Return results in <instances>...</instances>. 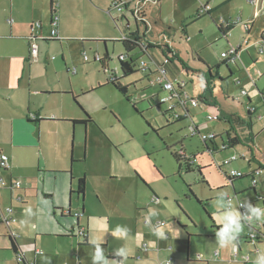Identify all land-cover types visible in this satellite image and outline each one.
Returning <instances> with one entry per match:
<instances>
[{
  "label": "rangeland",
  "instance_id": "374dc122",
  "mask_svg": "<svg viewBox=\"0 0 264 264\" xmlns=\"http://www.w3.org/2000/svg\"><path fill=\"white\" fill-rule=\"evenodd\" d=\"M8 1L0 0L5 4ZM18 1L21 9L30 15L32 0H16ZM55 1L63 6L62 10L66 5L69 7V12L78 22L77 31L85 36L60 42L39 41L40 49H48L49 56H55L53 61L60 65L59 72L67 73L61 59V54L64 53L71 78L76 79L75 68L79 74L87 72L94 76L98 72L102 73L100 63L93 61L92 56L96 52L103 55L105 43L100 41L83 44L82 38L107 39L110 60L105 76L109 77L110 72L118 70V57L125 53L123 44L118 40L127 32V27L126 21L117 17V10H113L111 15L108 13L111 8L110 0ZM148 1L149 4L146 3L144 9L148 11L149 29L152 31L149 37L153 40H150L161 45L168 42L179 54V60L175 57L168 58L173 61L172 65H166L168 78L185 83L186 93L199 98L206 86L202 72L206 73L209 66L216 104L199 102L198 106L190 107V117L177 121L173 113L167 112L171 102H162V98L170 92L161 89L158 83L151 87V81L157 80L156 75L153 74L148 79L140 71L122 79V83L128 86L130 100L111 85L84 94L81 101L90 109L92 114L88 113L93 122L70 124L69 129L65 128L69 130V150L73 144L75 160L70 165V150L66 163L59 165L63 168L59 170V176L67 181L66 202L69 200V171L72 167L76 177L73 188L76 189L78 176L85 175L87 182L81 223L90 224L88 232L93 240H99L94 243H99L108 264H119V261L122 264H161L168 258L172 259L173 264H254L256 257L264 253V242L247 244L241 238L240 248H236V240L226 247H220L216 236L217 227L220 226L219 213L213 202L219 192H226L228 196L234 197L233 206L238 208V200L224 172L237 169L249 174L260 167L254 161L249 164L251 153L244 144L221 150L222 141L227 139V132L231 133L229 123L223 118L209 120L208 115L224 112L249 120L247 107H250L251 130L255 136L251 146L258 161L264 166V53H258L255 47L264 24V14L259 13L264 0ZM49 2L50 0H43L39 13L44 25L43 34L46 36L50 35ZM207 2L211 7L208 11L210 14H201L199 9ZM4 12L5 9H0V19L4 18L7 23L9 14L4 17ZM116 17L119 18L117 23L114 20ZM127 17L129 28L135 30L138 26L135 20L130 14ZM65 20L70 21L69 18ZM62 22L63 14L60 23ZM220 23L224 26L232 24L233 28L224 35L218 29ZM34 26L36 31L37 22ZM139 28L143 32V26L140 25ZM238 45L243 47L241 59L237 63L229 60L228 65L223 63L221 52ZM84 53L90 56L89 62L85 60ZM151 54L159 61L165 58L159 48L152 49ZM138 56H141L138 61L150 63L148 55L140 54L139 51L132 53L133 58ZM242 90L247 95H243ZM81 101L77 104L73 100V103L78 107L82 106ZM176 111L182 110L176 107ZM194 125L199 127L201 134H217L218 138L214 142L205 143L200 135L192 136L191 129ZM55 130L56 127H49L51 136ZM237 133L242 138L246 137L249 134L247 126L238 127ZM181 149L188 157H196V166L202 168V175L197 167L193 171H187L184 161L180 167L177 165L172 153ZM234 154L244 156L245 159L239 158L230 165L223 166V161ZM42 170L34 169L24 176L18 166L8 171L0 168V183L2 180L9 183L11 179L23 182L30 195L24 197V202L29 204L31 218H36L41 211L39 201H44L42 192L54 189L51 175ZM261 170L262 173L256 177V191L264 194V170ZM242 179L244 180L240 181ZM189 186L202 203L190 196ZM235 186L236 189L247 188L246 197H243L246 200L255 198L256 193L249 176L238 178ZM153 192L161 201L156 209L151 202ZM19 195H24L23 189L11 191L0 185V210L5 212L11 204L17 208L27 205L20 203ZM72 197L74 215L78 202L76 194ZM80 203L82 204L81 200ZM255 204L264 209L262 199H255ZM147 219L164 220L165 228L169 229L168 237L161 238L152 232ZM117 226L127 228V235H114ZM20 239L21 237L19 241ZM31 242L33 244L34 240ZM145 245L148 251L143 250ZM122 247L127 249V257L116 256V250ZM87 251L88 248L82 252L83 258ZM89 251L93 257L95 247H91ZM216 251L219 258L214 260L211 256Z\"/></svg>",
  "mask_w": 264,
  "mask_h": 264
},
{
  "label": "crops",
  "instance_id": "0c3cea01",
  "mask_svg": "<svg viewBox=\"0 0 264 264\" xmlns=\"http://www.w3.org/2000/svg\"><path fill=\"white\" fill-rule=\"evenodd\" d=\"M44 1L47 2L48 0ZM111 1L112 0H110V2ZM42 2L43 0L31 1L29 6L31 12L30 15H27L21 9V4L19 1L16 2V0H9L6 4L4 2H0V9H5L3 16L6 17V15L9 14L7 23H5L4 18L0 19V153H3L9 157V163L12 166H10L8 169H3L8 171L9 169H15V167L18 166V168L23 172L24 176L29 175V171L34 169H43L51 175V178L54 181V189L45 190L42 192L44 201H39L41 204V211L36 218L29 217V211H25L26 209H29V204L24 202V197L27 198L30 197V195L25 190L26 188H24L25 186L23 184L21 189L24 190V195H19L18 198L21 197V199L18 200L21 204L27 205L17 208L11 204L10 207L14 209L13 215L15 216L16 221L12 222L9 226L0 222V264H92V257L89 251L91 246L82 245L84 244V239L79 235L78 230L80 228L84 229L85 234L87 235L88 243L96 244L94 242L99 240H93L91 238L88 232V227L90 225L89 223H81V217L84 214V198L82 200L78 194H76L78 202L76 206L77 208L74 212V215H72L73 211L71 200L74 194L70 193V189L73 188V180L71 177L72 175L74 176V174L71 167L69 171L70 181L68 186L69 200L66 202L65 195L67 181L63 177L59 176V170L63 169L59 165L66 163L68 152H70V150V165L74 164L72 163V159L74 160L72 150L73 144L69 150V130L67 131L65 128L69 129L68 126L70 124H81V122L73 123L71 121L82 120L86 118L83 111L90 115L88 113H91L90 109L84 102L81 101L84 94L90 93L94 90H99L102 87L108 85L106 83L107 78H109L113 72L116 73L117 69L112 71V73L110 72L108 77L105 76V71L102 69V73L98 72L97 75L91 76L87 72H81L79 74L78 69L75 68L74 75H76V79H73L68 74L69 69L67 68L65 54H61V59L63 61L61 62L65 65L67 73L59 72L60 65H58V62L53 61L55 60L54 55L49 56L48 49H40L39 41H42L40 39L36 40L38 43L39 52L37 58L35 59L31 55L30 40L28 37L32 33L34 37L39 35L46 39L50 38V35L46 36L43 34L44 25L42 20H40L41 16L39 15L41 9L40 4ZM50 3L51 0L48 5L51 19ZM147 4H149L148 0ZM53 7L60 16L58 25V34L60 39L69 40L70 38L80 39V37H85L83 34L77 31L78 22L69 12V7L67 5L64 6V10H62L63 6H61L59 2L54 3ZM208 11L209 10L205 11L204 13L210 14ZM259 13L264 14V3L263 8ZM62 14L64 22L60 23ZM128 14V12H125L126 16H128ZM146 14L148 19L147 10ZM117 17L123 20L120 15ZM65 18H69L70 21L65 20ZM36 22L41 23V27L38 28L37 26V30L35 31L34 24ZM232 28L233 25L231 24L227 29L230 31ZM246 29L249 31L248 26ZM128 31L134 30L127 28V32ZM151 32V30L147 32L148 40L152 39L149 37ZM184 32H186V30H184ZM263 32L264 24L259 32V39L255 46L258 53V44ZM187 39H189L188 36ZM162 44L168 45L173 50L171 54L172 56H169V58L173 59L175 57L178 60L180 59L179 54L174 50L173 46H170L168 42ZM154 45H161V43ZM237 47L239 49V56L234 60L231 59L235 63L241 59V52L243 51L242 45H238ZM157 49L158 47L155 48V50ZM223 52L225 51L221 52V57ZM161 53H163L162 50ZM90 60H88V62ZM92 60L95 61L93 56ZM226 60V65H228L229 58L222 57V61ZM157 62L162 61L157 60ZM172 64L173 61L169 60L167 62L168 66ZM151 68L155 72L153 74L156 75L155 78L157 79V67L153 68L152 66ZM153 74H150L149 78H152ZM185 85L186 84L183 83V86ZM152 86L153 85H151V87ZM75 97L76 100L81 101L82 103V106H78L79 108L76 107L75 103H73ZM213 104L216 103L212 102L210 105ZM90 117L92 118L91 115ZM49 127L57 128L54 135L52 136L50 134ZM241 158L245 159L244 156ZM83 160H85V158ZM220 167L222 168V166ZM259 169H261V167ZM243 180L244 179L240 181ZM12 181L14 180L11 179L9 183L6 182L8 185H2L1 183L0 185L3 187H8L11 191H14L15 188L13 189L9 187V184ZM235 182L236 181L231 182L230 184L232 185L234 196L238 201L240 200L255 203V199L257 200L260 199L261 196H264V194L258 193L254 199L251 198L246 200L243 197H246L245 190H247V188L242 187L236 189ZM256 186L257 185H255V188ZM155 196L158 197V201L154 200L153 198L151 202L155 205L154 208L156 209V207L161 204V201L160 197L153 192L152 197ZM80 200L82 201V204L80 203ZM140 207L143 206L140 205ZM69 208L71 209L70 214L66 212ZM2 212L4 211L1 209L0 215ZM149 212H151L150 207ZM76 213H79L80 215L77 217L75 215ZM18 214L22 215L18 217ZM150 214L152 215V213ZM77 219H79V226L78 228H75L74 220L76 222ZM159 221L164 220L155 221V219H147V223L151 225L152 232L159 230L167 238L169 235V229L165 228L166 222L164 225L158 226L157 222ZM258 221L264 225V221ZM256 227L260 226L255 225V228ZM262 228L264 229V226ZM248 233L249 229L244 226L242 232L240 233L241 236L236 239V248H240L239 243L241 238L246 240L245 242L247 244L255 243L257 245L260 242H264L263 239H260L259 241L254 239L255 241H253V239L249 238ZM9 234H13L15 237H17L19 250L23 254L24 263H19L17 261L16 254L11 248V242L8 236ZM19 237H21L20 241ZM32 240H34V246L31 242ZM86 248H88V251L84 256L85 258H83L82 255H84V253L82 252ZM143 250L148 251L147 245L146 249L144 246ZM92 254L94 255V251ZM218 255H216L214 252L213 256L211 257L215 260L219 258ZM119 264H121L120 261ZM171 264H173V261Z\"/></svg>",
  "mask_w": 264,
  "mask_h": 264
},
{
  "label": "trees",
  "instance_id": "16d2710c",
  "mask_svg": "<svg viewBox=\"0 0 264 264\" xmlns=\"http://www.w3.org/2000/svg\"><path fill=\"white\" fill-rule=\"evenodd\" d=\"M114 1L120 2L121 0H114ZM141 1H144V0H141ZM54 3H56V1L51 0V3H50L51 4V17L55 12V9L53 7ZM112 10H114V9L111 8L108 12L111 14ZM199 11H201V8L199 9ZM142 16L144 17V19L147 20V16H145V14ZM122 19L126 21V27L129 28L130 23L128 21V17H126L125 15H122ZM114 20L117 23L119 21V18L116 17V18H114ZM50 21H51V19H50ZM135 22L138 25V26H136L135 30L125 32L124 35L126 37L118 40L123 44V46L125 48V53L121 54L118 57L119 68L116 71V75H114L112 78H110V77L107 78V81H106V83L108 85H111L116 91L120 92L127 100H130V96L128 95V86L124 85L122 83V79L134 74L137 71L143 72L142 69H140V61L141 60L138 61L141 56H138L137 58H133L132 53L135 51H139L140 54H144V55L149 56L150 65L148 67L147 73H145V77L149 79L150 74L155 73L151 67L153 65L156 67L159 65V62H157L156 58L151 54V50L158 47L159 49H161L163 51V55L165 57L167 56L166 51L169 54H172V52H173L171 47H169L168 45H154L150 40H148V38H147V29L148 28H145V26L148 27V24L145 22V20H140V21L135 20ZM139 24L141 26H143V28H144L143 32H141V30L139 28V26H140ZM50 26H51V23H50ZM40 27H41V23H40L38 28H40ZM218 29L224 35L228 34V32H229V29L225 28L221 23L218 24ZM31 35H32V33H31ZM34 38H37V39H40V40L46 41V42L47 41H59L60 42L62 40L59 37H51V38L46 39L43 36H39V35L34 37ZM81 41L83 44L86 42H100V41L105 43V52L102 55V59H101V61H99V63H100L101 69L104 71H107L109 69L108 68V61L110 60V55H109V52H108L107 47H106V42H108V40L107 39H82ZM223 63L226 64L227 60L224 61ZM219 66L220 65H218V67ZM208 69L209 70L206 73L203 72V75H202V79H204V81L206 83L205 90H204L203 94L200 95L199 98H197V99L199 100V102H203L207 105H210L212 102H215V101H214L213 93H212V85L213 84L211 82V78H212V75L210 74L211 68L208 67ZM178 88H180V86H178ZM248 100L251 101L250 98H248ZM74 102H76L78 104L76 97L74 98ZM190 107L191 106H180L179 108L182 110L181 112H178L175 109L174 113L177 114V116H175V114H173L174 119L177 121H180L184 118L190 117L191 116ZM83 112H84L86 118H84L82 120H72L71 122H73V123L93 122L90 115H88L85 111H83ZM167 112L172 113L171 110H169V109ZM251 115H252L251 108H248L249 120H246L245 118H242L241 116L236 115V114H228V113L222 112V118L226 122L229 123V126H230L229 128H230L231 133L229 131L227 132V139H226V141L223 140L224 142H222L221 150H228V149H231V148L238 146L239 144H244L247 147H249V151L251 153V158L249 159V163H251V161L257 162L259 164V167L263 168V170H264V166H262V164H260V162L256 159L255 153L253 152V149L251 146V145H253V140L255 137L254 134L252 133V130H251L252 129ZM244 126H247L249 134L246 137L242 138L240 135H238L237 128L238 127H244ZM194 135H200V129L197 125H194V131L192 132V136H194ZM216 138H218V136H216ZM205 143H207V142H205ZM172 156H173V159L175 160V162L177 163V165L179 167L181 166L182 162L184 161L186 163V166H187V171H193L194 167H197V169H198L197 171L202 175V168L196 166V157L195 156L188 157L185 154V152L183 151V149H181L179 152H173ZM72 163H75V160L72 159ZM224 174L230 183L234 182L238 179V178L230 177L226 172ZM253 174H254V171L250 172L249 174H245L244 176H249L251 178ZM71 178L73 181L75 180V177L73 175ZM253 189H254L256 195H258L255 186H253ZM85 192H86V176L83 175L77 179L76 189L75 190L73 188L70 189V193L71 194H78L80 196V198L83 200ZM189 193H190V196H193L196 198L193 190L191 189V186H189ZM196 200L199 203H202V201L200 199L196 198ZM263 203H264V197H263ZM219 227L220 226L217 227V230ZM8 236L10 238L11 248L16 254L17 261L19 263H24L23 254L19 250L17 237H15V235H13V234H9ZM83 239H84V244H82V245H86V246L88 245L91 247H95V244L88 243L87 235H84ZM79 264H81V263H79Z\"/></svg>",
  "mask_w": 264,
  "mask_h": 264
},
{
  "label": "built area",
  "instance_id": "2783aa9c",
  "mask_svg": "<svg viewBox=\"0 0 264 264\" xmlns=\"http://www.w3.org/2000/svg\"><path fill=\"white\" fill-rule=\"evenodd\" d=\"M154 2H158V1H154ZM147 3V0L141 1V0H121L120 2L118 1H111V8H113L114 10H117L119 12L120 17H122V15H125V12H128L134 20H145V22L148 24V27L145 26V28L147 29V32L150 30L149 29V23H148V19H144V17L142 15L145 14L146 15V10L144 9L145 5ZM110 8V9H111ZM109 9V10H110ZM210 6L209 4H205L204 6L201 7V11L200 13H204L205 11L209 10ZM108 10V11H109ZM113 11V10H112ZM111 11V13H112ZM126 16V15H125ZM127 17V16H126ZM59 21H60V16L57 13V11L55 10L54 14L51 17V31H50V38L51 37H59L58 34V25H59ZM129 21V20H128ZM40 23H37V26L39 27ZM223 25V24H222ZM231 24H226L225 28H229ZM126 37L125 35H123L122 38ZM60 38V37H59ZM28 39L30 40V51H31V55L36 59L38 56V52H39V47H38V43H37V38H34L33 35H30L28 37ZM258 51L259 53H264V32L262 34V37L259 41L258 44ZM239 49L238 47H231L228 51H225L222 53V57L223 58H229V60L231 59H236L239 56ZM167 56L164 58V60L162 62H159V65L157 66V73H158V77L156 82L151 81V85L158 83L161 88L168 90L170 93L168 96H166L165 98H162V102L166 103V102H171L168 105V109L171 110V112L173 114L176 107H180V106H191V107H196L199 105V100L196 97H191L189 96L186 91H184L183 89V84L180 82H175L173 80L168 79L167 76V69H166V65L167 62L169 61V53L166 54ZM84 58L86 61L90 60V56H88V54L84 53ZM93 59L97 62L101 61L102 56L100 53L96 52L93 55ZM150 63L148 61L145 60H141L140 61V69H142V71L144 73H147L148 71V67H149ZM114 75H116L115 72H113L110 76V78H112ZM178 86H180V88H178ZM242 94L243 95H247V92L242 90ZM250 108V107H249ZM175 116H177V114H175ZM34 118V117H32ZM221 118V113H217L215 115L209 114L208 115V119L209 120H218ZM192 132L194 131V126H192ZM216 136L217 134H201L200 133V137L203 139V141H214L216 140ZM243 156L241 155H232L229 158H226L223 161V166H228L230 165L233 161L238 160L239 158H241ZM0 167L4 168V169H8L10 167V163H9V157L3 153H0ZM226 173L233 178H241L243 177L245 174L237 169H231L230 171H226ZM262 173L261 169H257L254 171V174L251 177V184L253 186L258 184L257 181V176L259 174ZM2 185H8L6 184L5 181L2 180L1 182ZM9 187L11 188H15V189H21L23 187V183L20 180H16V181H12L9 184ZM19 200L21 199V197L18 198ZM227 199H230L231 201H233V197H228ZM260 199L263 200V196L260 197ZM154 200L158 201V197H154ZM251 203L253 206H257L260 207L258 205H256L253 202H245V201H238V206L239 209L241 211V213L243 214L246 209L244 207H240L242 204H248ZM261 208V207H260ZM14 213V209L12 207H7L5 212H2L0 215V222L1 223H5L7 226H9L12 222L16 221L15 216L13 215ZM77 217L80 215L79 213L75 214ZM165 221H159L157 222V225H164ZM255 225H258L260 227H256ZM246 228L249 229V233L248 236L250 239H253V241L256 240H260L263 239L264 240V229L262 228L264 225L262 223H260V221L258 220H253L251 223H245L244 225ZM78 233L81 237H83L85 234V231L83 228H80L78 230ZM145 249H146V245H145ZM216 255H218V252H215ZM172 259H167L165 262L161 263V264H171ZM122 264V263H121Z\"/></svg>",
  "mask_w": 264,
  "mask_h": 264
},
{
  "label": "clouds",
  "instance_id": "9594fccd",
  "mask_svg": "<svg viewBox=\"0 0 264 264\" xmlns=\"http://www.w3.org/2000/svg\"><path fill=\"white\" fill-rule=\"evenodd\" d=\"M228 194L226 192H219L217 199L214 200L213 204L219 213V224L220 227L216 233L218 243L220 247H226L232 244L239 234L242 232L245 223H251L253 220H261L264 218V209L253 206L251 203L242 204L240 207H244L246 211L242 214L238 208L233 206L230 199H226ZM30 211L29 209L25 210ZM128 232L127 228H121L117 226L114 231V235L126 236ZM155 234L163 238L164 234L157 230ZM116 256L127 257L128 251L125 248H119L115 252ZM92 264H108L107 258L104 255L103 249L99 243L95 244V252L92 257ZM254 264H264V253H260L254 262Z\"/></svg>",
  "mask_w": 264,
  "mask_h": 264
},
{
  "label": "water",
  "instance_id": "95a60500",
  "mask_svg": "<svg viewBox=\"0 0 264 264\" xmlns=\"http://www.w3.org/2000/svg\"><path fill=\"white\" fill-rule=\"evenodd\" d=\"M69 207H70V204H69ZM66 212L70 214L71 213V209L69 208ZM75 224H76L75 225L76 226L75 228H78V226H79V219L76 220Z\"/></svg>",
  "mask_w": 264,
  "mask_h": 264
}]
</instances>
